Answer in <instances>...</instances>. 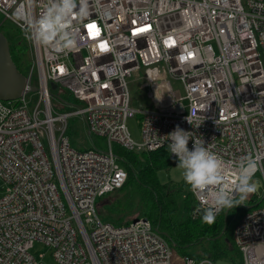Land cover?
<instances>
[{
    "label": "built area",
    "instance_id": "built-area-1",
    "mask_svg": "<svg viewBox=\"0 0 264 264\" xmlns=\"http://www.w3.org/2000/svg\"><path fill=\"white\" fill-rule=\"evenodd\" d=\"M46 2L0 0L3 20L28 44L24 77L35 87L16 100L0 99V264H44L29 251L35 242L52 250L55 264H214L178 255L146 218L102 221L96 201L127 177L113 145L168 150L166 136L176 126L229 166L249 153L264 157V0H88L76 49L59 55L30 42L18 20L39 15ZM130 80L145 90L146 107L132 104ZM63 92L74 110H59ZM135 115L139 143L126 126ZM72 116L106 149H74L67 136ZM261 165L250 204L264 196ZM193 197L194 213L202 212ZM259 204L233 228L242 264H264Z\"/></svg>",
    "mask_w": 264,
    "mask_h": 264
},
{
    "label": "trees",
    "instance_id": "trees-1",
    "mask_svg": "<svg viewBox=\"0 0 264 264\" xmlns=\"http://www.w3.org/2000/svg\"><path fill=\"white\" fill-rule=\"evenodd\" d=\"M5 21L0 23V32L7 40L10 56L17 71L26 75L31 64L28 44L13 24L3 26ZM2 27L10 28V32L4 34ZM18 47L19 49L24 47L25 53L19 52ZM113 152L125 169L127 177L123 186L109 193L106 198L117 192L124 196L132 194L135 200L123 211L124 214H117L116 217L113 214L104 215L105 221L114 225L126 224L131 221L127 217L133 213L132 211L140 209L141 215L149 220L153 228L178 255L192 258L195 262L207 258L214 263L223 260L228 264H242L241 254L232 238L233 230L226 228L224 211L216 216L215 223L209 225L202 222V212L194 213L196 201L190 191L187 196H182L184 201L182 205L170 204L168 198L171 188L162 183L158 176L160 170L167 169L176 162V159L170 158L167 148L152 152H135L115 145ZM253 200V203L258 202L256 199ZM246 210L247 207L244 206L241 214ZM98 211L100 213V210Z\"/></svg>",
    "mask_w": 264,
    "mask_h": 264
},
{
    "label": "clouds",
    "instance_id": "clouds-1",
    "mask_svg": "<svg viewBox=\"0 0 264 264\" xmlns=\"http://www.w3.org/2000/svg\"><path fill=\"white\" fill-rule=\"evenodd\" d=\"M87 15L88 0H47L39 15L26 12L18 16V20L22 21L30 42L59 55L76 49L79 40L77 24L82 23ZM186 119L192 125L189 116ZM166 137L168 151L176 159L183 182L204 205L203 223H215L218 213L242 204L255 192L253 177L260 170L264 157L249 153L229 166L209 150L202 139L194 140L193 133L179 126ZM190 139L193 141L191 150L188 147Z\"/></svg>",
    "mask_w": 264,
    "mask_h": 264
},
{
    "label": "rangeland",
    "instance_id": "rangeland-1",
    "mask_svg": "<svg viewBox=\"0 0 264 264\" xmlns=\"http://www.w3.org/2000/svg\"><path fill=\"white\" fill-rule=\"evenodd\" d=\"M2 22H3V18L0 15V23ZM9 23L10 22L5 21L3 26H7ZM9 29L10 28L8 27L1 28L4 34H8L10 32ZM18 51L21 53L22 52L25 53V48L21 47L19 49L18 47ZM138 84L139 81L130 80L129 87H130L131 101L135 107L144 108L148 105V101L145 96V90H139ZM174 88H177V86L174 85ZM58 97L65 102V105H63L62 108L59 107L60 111L68 112L75 109V106H71V104L73 103V97L69 95L67 92L60 93V96ZM30 100L32 102L33 98H30ZM55 101L56 100H54L53 98V103ZM33 104L34 102L31 103V105ZM126 126L131 139L135 143H139L141 141V116L135 115L133 117L128 118L126 120ZM67 136L70 139L71 146L78 151H83L85 149L93 148L94 146L101 150H105L107 147L104 139L100 137H96L91 134L90 135L87 134L85 123L83 119H81L79 116H72L68 119ZM158 176L162 183H166L171 188V194L168 198L170 204L182 205L184 203L182 196H187L189 194V188L183 182L180 175V170L176 167V162H174L171 166L167 167V169L160 170L158 172ZM1 186H2V182L0 180V194H1ZM262 194L263 191H261V196ZM107 196L108 194L97 200V203L99 202L97 205V212L102 221H105V219L103 218L105 217L104 215L113 214L114 217H116L117 214L119 215L124 214L123 211L127 207L131 206L132 202L135 200L132 194H127L126 196H124L122 193L116 192L114 194L112 193V196H110L109 198H106ZM250 199H253V196H251ZM258 201L260 202L259 205L264 206V196L262 199ZM192 203L195 205V202H193V200ZM249 205L253 206L254 203L250 204V202L246 199L245 201L242 202V204L236 205L234 208L228 209L229 212L225 217L227 230H233L234 226L237 224L241 216L242 208L244 206H249ZM98 210H100V213ZM132 212L133 213L129 217H127L128 219H131V221L135 217L145 218L144 216L141 215L142 213L140 209H134ZM78 240H80L79 236H78ZM29 251L34 258L41 261L42 263L55 264L52 256V250L47 246L39 242H35Z\"/></svg>",
    "mask_w": 264,
    "mask_h": 264
},
{
    "label": "water",
    "instance_id": "water-1",
    "mask_svg": "<svg viewBox=\"0 0 264 264\" xmlns=\"http://www.w3.org/2000/svg\"><path fill=\"white\" fill-rule=\"evenodd\" d=\"M51 88H55V84H51ZM27 90L34 92L35 87L26 85L25 77L19 73L12 61L8 43L4 35L0 32V99L5 101L16 100L22 93ZM88 133V132H87ZM256 190L259 188L258 184H255ZM250 208L251 206H246ZM228 210L224 212V218L226 217ZM133 218L132 220H136ZM214 264H228L223 260H217Z\"/></svg>",
    "mask_w": 264,
    "mask_h": 264
},
{
    "label": "snow or ice",
    "instance_id": "snow-or-ice-1",
    "mask_svg": "<svg viewBox=\"0 0 264 264\" xmlns=\"http://www.w3.org/2000/svg\"><path fill=\"white\" fill-rule=\"evenodd\" d=\"M89 29H92L94 25H88ZM146 29H140L139 31H145Z\"/></svg>",
    "mask_w": 264,
    "mask_h": 264
},
{
    "label": "bare ground",
    "instance_id": "bare-ground-1",
    "mask_svg": "<svg viewBox=\"0 0 264 264\" xmlns=\"http://www.w3.org/2000/svg\"><path fill=\"white\" fill-rule=\"evenodd\" d=\"M30 66H31V64H30ZM29 68H30V67H29ZM28 70H29V69H28ZM105 195H107V194H105ZM105 195H103V196L99 197L98 199H100V198L104 197ZM98 199H97V200H98ZM97 204H98V203H97V201H96V208H97ZM97 213H98V212H97Z\"/></svg>",
    "mask_w": 264,
    "mask_h": 264
}]
</instances>
